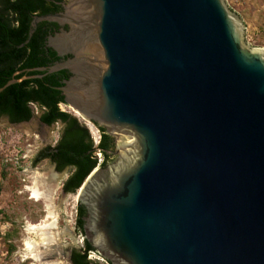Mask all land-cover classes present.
Wrapping results in <instances>:
<instances>
[{"label":"water","instance_id":"obj_1","mask_svg":"<svg viewBox=\"0 0 264 264\" xmlns=\"http://www.w3.org/2000/svg\"><path fill=\"white\" fill-rule=\"evenodd\" d=\"M62 5L21 45L67 25L47 46L70 56L39 69H68L64 103L114 142L77 189L84 238L111 264H264V48L245 20L229 0Z\"/></svg>","mask_w":264,"mask_h":264},{"label":"rangeland","instance_id":"obj_2","mask_svg":"<svg viewBox=\"0 0 264 264\" xmlns=\"http://www.w3.org/2000/svg\"><path fill=\"white\" fill-rule=\"evenodd\" d=\"M229 2L248 24L251 46L264 48V0ZM59 107L76 116L81 124L87 127L91 124L67 104L60 103ZM31 108L32 118L20 123H12L0 115V264H44L29 255L25 241L38 243L40 236L28 227L52 220L55 221L52 231L57 237L48 247H38L43 252L41 257L53 256L49 262L71 264V250L81 248L84 236L76 224L77 191L66 193L62 189L71 169L57 171L49 159L33 162L39 150L57 142L64 123L46 125L39 119L42 109L36 104H31ZM35 185L45 196L32 197L30 187ZM49 211L54 217L48 216Z\"/></svg>","mask_w":264,"mask_h":264},{"label":"trees","instance_id":"obj_3","mask_svg":"<svg viewBox=\"0 0 264 264\" xmlns=\"http://www.w3.org/2000/svg\"><path fill=\"white\" fill-rule=\"evenodd\" d=\"M60 1L0 0V115H6L12 123L28 121L33 116L31 104H36L42 109L39 116L42 123H64L57 142L42 148L33 162L49 159L57 171L69 167L70 174L62 185L63 191L69 193L77 191L94 169L96 160L92 157L94 145L87 126L59 107L64 98L58 87L71 73L66 68L53 72L39 69L60 59L55 50L45 47L47 25L54 22H38L28 42L21 45L28 39L33 16L60 10ZM100 130L98 147L104 153V165L109 161L106 151L111 148V137L102 127ZM77 211L76 224L83 232L81 216L85 209L78 204ZM92 249L85 239L83 248L71 250V264H97L87 257V251Z\"/></svg>","mask_w":264,"mask_h":264},{"label":"bare ground","instance_id":"obj_4","mask_svg":"<svg viewBox=\"0 0 264 264\" xmlns=\"http://www.w3.org/2000/svg\"><path fill=\"white\" fill-rule=\"evenodd\" d=\"M74 113L79 114L77 111L73 110ZM81 116V114H79ZM87 123V122H86ZM88 127L90 128L92 134L95 132V129L93 128V126L90 124L88 125ZM39 179V178H38ZM36 181V180H35ZM47 181V180H46ZM44 182V181H43ZM49 182V181H48ZM30 190L32 192V197L39 199L43 196H45V192L40 191L36 185L35 186H31ZM78 192V190H77ZM78 197V196H77ZM48 216L50 217H54V214L52 213V211L48 212ZM55 228V221L52 220V222L50 223H43V224H37V225H30L28 227V229L32 232H35L37 235L40 236V241L38 243H34L33 241L30 240H26L25 241V249L28 251L29 255L34 258L35 260H40L42 257V253L38 247L41 245H45L46 247L49 246L50 241H53L54 239H56V234L55 232L52 231V229ZM46 252V251H45ZM44 252V253H45ZM44 264H57V262H45Z\"/></svg>","mask_w":264,"mask_h":264},{"label":"built area","instance_id":"obj_5","mask_svg":"<svg viewBox=\"0 0 264 264\" xmlns=\"http://www.w3.org/2000/svg\"><path fill=\"white\" fill-rule=\"evenodd\" d=\"M89 123H91L93 128L95 129V132L92 134L90 128L87 127L89 132H90V135H91V138L93 141V145H94V149L92 151V157L96 160V165L94 167V168H96L97 166H101L105 160V156H104L103 151L98 147V144L100 143V140H101L102 132L100 130V127H98L96 124H94L93 122H89ZM84 240H85V238H84V236H82L81 240H80L81 248L84 247ZM87 257L89 259L95 261L97 264H111L108 260H106L104 257L99 255L94 249L87 251Z\"/></svg>","mask_w":264,"mask_h":264},{"label":"flooded vegetation","instance_id":"obj_6","mask_svg":"<svg viewBox=\"0 0 264 264\" xmlns=\"http://www.w3.org/2000/svg\"><path fill=\"white\" fill-rule=\"evenodd\" d=\"M67 0H62L60 1L59 5H60V10H57L56 12H59V11H62L63 10V5H62V2H66ZM50 13H55V12H50ZM61 28H64V29H67V25H59L57 23H50L47 25V34H46V39H45V47H47V39L49 36H52L54 35L55 33L59 32ZM70 55H63V56H60V59L59 60H56L54 61L53 64L55 63H58V62H62L64 61L67 57H69ZM52 64V65H53ZM69 71V70H68ZM70 72V71H69ZM71 75V74H70ZM6 116V115H4ZM7 117V116H6ZM8 118V117H7ZM20 123V122H18ZM46 147V146H45ZM114 148V142H113V139L111 138V148L109 150H113ZM40 151V150H39ZM114 158V155H110L109 156V161L113 160ZM108 161V162H109ZM53 165H54V168H55V164L53 162H51ZM67 168V167H66ZM63 189V188H62Z\"/></svg>","mask_w":264,"mask_h":264}]
</instances>
